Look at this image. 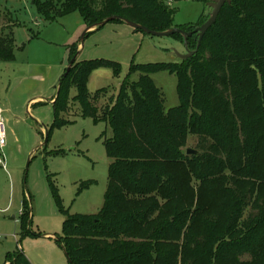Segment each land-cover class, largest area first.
<instances>
[{"label":"rangeland","instance_id":"obj_1","mask_svg":"<svg viewBox=\"0 0 264 264\" xmlns=\"http://www.w3.org/2000/svg\"><path fill=\"white\" fill-rule=\"evenodd\" d=\"M56 2L52 0L53 7ZM209 2L166 0L167 5L162 3L172 11L174 27L191 31L209 17L212 10ZM226 4H231V0ZM246 5L247 8H242L239 3L226 7L211 28L208 39L216 53L222 55L226 52V44L222 41L226 36L230 37V47L235 46V51H242L241 55L248 56V62L253 63L254 58L264 57V0H246ZM84 30L82 17L77 11L54 21H44L37 15L32 0H0V37L12 36L14 40L13 59H0V157L4 155L6 164V169L0 164V264L4 263L7 254L18 250L33 264H69L57 240L63 233L64 212L92 215L103 205L111 161L106 153L104 138L110 137L112 132L106 121L95 122L90 116H84L79 103L73 99L75 88L70 90L68 112L61 115L70 122L53 128L46 145L44 143L46 131L50 130L53 121V107L48 99L51 94H56L60 67L64 62L66 65L69 63L68 48L72 41L80 43L78 60L106 58L119 64L118 73H114L112 68L101 67L87 79L90 92L99 88L108 90L104 97L95 100L97 112L110 104L123 81L137 84L140 74L130 70L132 62H172L181 67L187 65L185 59L190 57L181 58L180 55L187 51L178 37L135 31L125 22L109 21L99 29L90 28L79 41ZM196 40L198 36L192 43L189 40V50L195 49ZM261 70H264V64H250V71L242 80L245 91L254 94L253 102L257 100L261 88ZM147 75L162 94L164 110L179 104L175 72L156 70ZM183 85L186 92L184 117L187 119L197 111L198 105L189 88V81L183 82ZM43 91L44 102L30 101ZM258 114L263 122L257 125L264 131V117L260 112ZM197 140L195 129L186 128L181 143L173 147L177 149V155L170 164L183 162L185 165L171 168V173L175 171L179 178H187L188 171L190 173L187 166L190 155L186 150H198ZM242 145L244 143L239 142L234 153L233 169H227L208 183L202 184L189 174L187 182L175 188V181L168 176L164 182V196L153 192L132 197L141 202L138 206H149L152 211L149 224L158 220L173 223L166 230L157 232L161 235L159 239L152 237L151 241L155 246L162 244L175 251L178 255L176 264H180L181 255H187L183 248L184 238L200 232L204 213L216 217L213 233L221 235L230 206L231 184L255 187L254 177L247 173L251 160ZM58 149H63L64 154H52ZM259 161L264 164V146L260 149ZM47 175L52 178L57 194L52 191ZM84 181L91 182L85 184ZM257 186L254 196L257 190H264V183ZM124 195L128 197V193ZM24 198L30 200L28 227L40 236L22 234L20 213ZM249 211L250 208L245 215ZM137 233L139 237L131 240L125 234L119 235L116 240L102 239L123 245L126 241L143 240L144 230L139 228ZM223 242L229 243L226 253L232 254L235 260L251 259L247 253L238 254L241 246L231 238H215L211 250L215 251ZM198 261L199 264H210L209 254H202Z\"/></svg>","mask_w":264,"mask_h":264},{"label":"trees","instance_id":"obj_2","mask_svg":"<svg viewBox=\"0 0 264 264\" xmlns=\"http://www.w3.org/2000/svg\"><path fill=\"white\" fill-rule=\"evenodd\" d=\"M162 2L166 4V0H57L53 7L52 0H32L37 15L44 21H54L77 11L86 27L108 16L118 15L120 19L112 21L124 22L123 19H127L155 31L176 26L172 24V11ZM236 3L247 8L246 0H231V4L225 3L221 7L215 22L226 7ZM215 22L201 38L197 51L185 59V66L179 67L172 62H132L130 70L140 74L137 84L123 81L110 104L99 112L94 105L95 100L104 97L108 90L99 88L90 92L87 79L95 69L101 67L112 68L114 73H118V62L106 58L78 60L76 57L66 74L65 68L51 103L53 121L50 130L46 131L47 140L53 128L70 122L61 115L70 108L71 88H75L73 99L79 103L84 116H90L95 122L106 121L112 132L110 137L104 138L106 153L111 161L102 207L92 215L70 214L68 211L63 214V233L57 240L62 245L69 264H176L178 255L175 251L162 244L155 246L151 241L152 237L159 239L161 235H157V232L166 230L173 223L158 220L155 224H149L152 214L149 206H138L141 202L132 197L153 192L164 196V182L168 176L175 181V188L183 186L189 174L202 184L214 180L227 169H233L234 153L239 142L244 143L243 150L251 160L247 173L254 177L255 187H240L236 183L230 185V206L221 235L213 233L216 217L204 213L200 221V232L184 238L183 248L187 255H181L180 264H199L198 257L202 254H209L210 264H264L263 188L260 189L262 191L257 190V195L254 196L256 186L264 183V164L259 161L260 149L264 146V131L257 125L263 122L258 113L264 117V70H261V88L255 102L254 94L245 91L242 81L250 71V64L260 66L264 64V57H259V61L254 58L257 61L253 60V63L248 62V56H242V51H235V46L230 47L228 42L231 38L228 36L222 41L226 44V52L218 55L208 39ZM100 27L102 26L95 29ZM173 35L183 41L181 34ZM196 38L197 35L192 34L187 38V44L189 40L192 43ZM78 44L79 42L69 46V62L77 54ZM13 46L12 36L0 37L1 60L13 59ZM156 70L176 73L179 99L177 106L164 110L162 94L147 75ZM187 80L198 106L197 111L185 119L186 92L183 82H188ZM186 128L195 129L198 135V152L187 159V166L190 168L188 177L179 178L175 171L171 173V168L185 166L184 163L170 162L177 155L175 148L181 143ZM59 153L64 154V150L52 151V154ZM47 178L52 191L57 194L50 175ZM84 182L88 184L91 181ZM125 193H128V197ZM22 204V234L40 236L39 233L31 232L28 227L30 200L24 198ZM249 208L250 211L245 215ZM139 228L144 230L143 240L140 241H126L121 245L120 242L102 239L116 240L121 234L129 236V240L138 238ZM218 237L236 240L241 246L238 254L247 253L251 259L235 260L232 254L226 253L228 242L221 243L212 251L215 238ZM3 264L32 263L18 250L7 254Z\"/></svg>","mask_w":264,"mask_h":264},{"label":"water","instance_id":"obj_3","mask_svg":"<svg viewBox=\"0 0 264 264\" xmlns=\"http://www.w3.org/2000/svg\"><path fill=\"white\" fill-rule=\"evenodd\" d=\"M229 1L230 0H210L209 6L212 8V10L209 13V17L201 25L195 27L191 31H186V30H183V29L178 28V27H171V28L166 29L164 31H155V30H151V29L147 28L146 26H144L142 24H139V23H136V22L127 20V19H123V21L127 25L131 26L132 28L139 29L142 32H144L146 34H150V35H155V36H170V35H173V34H176V33L181 34L182 37H183V43H184L185 50L187 51V53L186 54H183V55H180V56H181V58H186L188 56L193 55L197 51L198 46H199L200 41H201V38L203 37V35L207 31V29L215 22L218 14H219V12L221 10V7L226 2H229ZM114 19H120V16H118V15H111V16H108V17L104 18L102 21H100V22H98L96 24H93V25L87 27V29H85L84 32H83V34L81 35L80 41L83 39V36H84L85 32L88 29L95 28L97 26H103L107 22L112 21ZM193 33H196L197 36H198L197 46H196V48L194 50H189L188 49V46H187V38L189 36H191ZM77 54H78V52H77ZM77 54L70 60L69 64L66 67V71H65L64 74H66V72L69 71L70 66L72 65L73 61L77 57ZM57 91H58V88H57ZM46 141H47V137H45V141H44L45 144H46ZM197 152H198V150H195V149H192V148H188L186 150V153L188 155H193V154H196Z\"/></svg>","mask_w":264,"mask_h":264},{"label":"crops","instance_id":"obj_4","mask_svg":"<svg viewBox=\"0 0 264 264\" xmlns=\"http://www.w3.org/2000/svg\"><path fill=\"white\" fill-rule=\"evenodd\" d=\"M82 26L85 28V29H87V27H86V25H85V23L83 22V20H82ZM89 30V29H88ZM80 41V40H79ZM73 43H74V41H72ZM77 43V42H76ZM69 45H70V43H69ZM78 48H80V43L77 45V49ZM68 50H69V48H68ZM82 50V49H81ZM69 59V58H68ZM77 59H78V55H77ZM69 61V60H68ZM69 64V63H68ZM67 67V65L65 64V62H64V64H63V66H61L60 68H61V71H60V75H59V72H58V74H57V81H59V79H60V77H61V75L63 74V72H64V70H65V68ZM96 70V69H95ZM94 70V71H95ZM97 71H99V70H96L95 72H97ZM57 85H58V82H57ZM57 87V86H56ZM96 89H94L93 90V92L95 91ZM90 91V90H89ZM42 93H44V91L43 92H41V93H39L40 95H38V96H35V97H33L32 99H30V101H32V100H37L38 102L37 103H42V102H44L45 101V98H44V96H41V94ZM54 96H55V93L54 94H51L50 96H49V103L51 104L52 103V101L54 100ZM37 120L39 121V118H37ZM4 169H6V168H4ZM45 236H47V235H45ZM31 261V260H30ZM33 264V263H32Z\"/></svg>","mask_w":264,"mask_h":264},{"label":"built area","instance_id":"obj_5","mask_svg":"<svg viewBox=\"0 0 264 264\" xmlns=\"http://www.w3.org/2000/svg\"><path fill=\"white\" fill-rule=\"evenodd\" d=\"M0 114H1V110H0ZM2 116L0 115V126L2 124ZM0 134L2 135V130H1V127H0ZM2 141V140H1ZM0 164L3 165V168H5L6 164H5V158H4V155H2L0 157Z\"/></svg>","mask_w":264,"mask_h":264}]
</instances>
